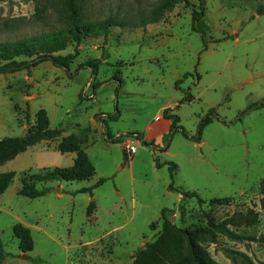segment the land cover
Instances as JSON below:
<instances>
[{
  "label": "rangeland",
  "instance_id": "374dc122",
  "mask_svg": "<svg viewBox=\"0 0 264 264\" xmlns=\"http://www.w3.org/2000/svg\"><path fill=\"white\" fill-rule=\"evenodd\" d=\"M165 2L81 0L82 26L109 21L124 27L113 25L106 41L84 35L68 71L43 63L0 75V141L24 137L40 110L49 129L62 132L53 140L32 130L37 143L0 166V174H15L0 196V248L7 255L1 264H133L138 251L157 240L163 209L174 210L169 219L180 229H204L210 222L236 235L264 238V108L239 121L249 105L264 99V0H204V17L195 27L205 33L206 50L201 34L191 31L198 0L176 2L152 22ZM65 14L63 0H0V46L26 44L30 59L73 54ZM93 59L100 60L95 77L90 68L78 70ZM165 109L179 117L189 137L196 136L209 110L219 119L203 130L200 143L176 132L162 153L172 125L162 118ZM92 118L105 122L114 143L100 124L99 130L92 127ZM62 134L87 140L83 148L95 175L80 183H37V190L48 192L34 200L18 195L23 176L73 165L72 155L55 149ZM132 136L140 144L124 162L121 142ZM154 157L175 163L174 187L197 193L204 204L177 201L168 191L167 167L156 169ZM100 179L105 182L92 198L76 194ZM60 184L63 198L52 193ZM223 198H231L229 205L209 204ZM92 200L96 208L88 218ZM15 225L30 227L31 253L18 250ZM201 246L218 264H245L236 254L264 264V247L257 243L229 241L216 232L215 244L205 240Z\"/></svg>",
  "mask_w": 264,
  "mask_h": 264
},
{
  "label": "trees",
  "instance_id": "16d2710c",
  "mask_svg": "<svg viewBox=\"0 0 264 264\" xmlns=\"http://www.w3.org/2000/svg\"><path fill=\"white\" fill-rule=\"evenodd\" d=\"M182 0H167L158 10L157 14L154 15V20L152 22H158L162 17L164 12L170 11L176 2ZM63 8L66 14L62 18L68 26V33L72 38L74 43V53L65 56L62 55H49L43 54L38 55L30 59L31 49L26 44H14L7 48L0 46V75L11 74L14 72L26 70L29 72L31 69L43 64L50 63L53 67L58 69L69 70L70 66L73 64L75 59L79 55L78 48L82 44L84 35H100L103 36L105 41L108 38L111 29L114 27L123 28L124 25L113 24L109 21H103L96 25L82 26L81 23L84 22V16L82 13L81 0H63ZM205 12L204 0H198V9L192 11L191 13V31L194 33H200L204 50H206L205 33L198 31L195 25L199 23ZM10 49V50H7ZM27 57L29 60L16 61V58ZM99 59H93L81 64L78 70L90 68L92 69V77H95L99 71ZM187 77V76H185ZM198 78V77H197ZM199 80V79H198ZM181 82L176 83V88ZM98 84L92 86L93 90L98 88ZM186 101V97H183L175 107V110H179L180 106ZM264 108V99L258 103L249 105L246 110H244L240 116L239 121L242 117L246 116L251 111L261 110ZM170 109H165L162 113V118L168 120L172 123L171 132L167 138L166 146L160 150L162 153L166 152L172 136L179 132L182 137L193 141L194 143H200L203 130L212 124L214 121H218L219 117L214 109L207 112L206 116L200 120L197 127V134L195 137H189L182 126L179 125V117L177 115H168ZM116 116H110V121H115ZM103 131L105 132L106 138L111 143H114L113 138L106 129L105 122L102 125ZM32 130L36 133L42 134L48 139H57L60 137L61 132L58 130L49 129V123L44 110H40L35 115V125L30 126L26 130V135L21 138H6L0 141V166L7 162L14 160L16 157L25 153L30 147L37 143L36 140L31 139ZM139 140L140 136L137 135ZM85 141L78 139L73 135L63 137L58 143L56 150L61 154H75L76 158L73 165L70 168L65 169H54L47 172L45 175H29L28 177L23 176L21 178V189L18 195L23 196L27 199H37L44 196L48 190L43 188L37 190L35 184L57 181L65 183L74 182H84L91 179L95 175V169L90 162L83 144ZM145 146H152V144H146ZM126 157L124 155V162H126ZM153 161L155 163L156 169H161L163 166L167 167L170 184L168 186V191L176 193L181 197L180 203L184 200L195 199L197 203L204 204V201L195 192L184 191L182 189H177L173 185V179L178 166L173 162L160 163L158 158L154 157ZM14 173H2L0 174V196L4 194L9 185L14 179ZM105 180L100 179L94 185L89 188L80 189L76 194H88L92 198V193L95 189L103 185ZM260 193L264 197V180L260 187ZM231 202V198L223 199H213L209 201L210 205L227 206ZM177 205V209H182L181 204ZM95 203L92 200L86 209V217H91L95 211ZM174 210L163 209L160 212L161 221V231L157 240L146 246V250L138 251L136 259L133 264H218L216 263L209 253L201 246V242L208 240L210 243L215 244V233L218 232L220 235L225 237L229 241H249L257 243L264 247V238H253L236 235L226 227L216 228L213 223L208 224V228L204 229H194V230H184L176 227L172 224L169 219L172 216ZM12 234L15 240L18 241V250L22 254L31 253L34 248L33 239L31 237L29 229L23 227L22 225H15L12 228ZM230 257L233 258V253L225 251ZM7 255L3 253L0 248V264ZM245 264H253L251 260L244 254H236Z\"/></svg>",
  "mask_w": 264,
  "mask_h": 264
},
{
  "label": "crops",
  "instance_id": "0c3cea01",
  "mask_svg": "<svg viewBox=\"0 0 264 264\" xmlns=\"http://www.w3.org/2000/svg\"><path fill=\"white\" fill-rule=\"evenodd\" d=\"M178 104V103H177ZM180 109V108H179ZM164 111V110H163ZM163 111L161 112V113H163ZM178 111V110H177ZM159 119V117H156V120H158ZM90 124L92 125V127L93 128H95V129H97V130H99V124H100V129H101V131H102V125H103V123L104 122H100V121H98V123L96 122V121H94L93 120V118L92 119H90ZM34 124V122L32 123V125ZM61 132V131H60ZM62 133V132H61ZM63 135V134H62ZM67 136H69V135H67ZM67 136H64L63 135V137H67ZM74 136V135H73ZM174 136V135H173ZM75 137H77V136H75ZM77 138H79V137H77ZM80 140H82L81 138H79ZM83 141H85V140H83ZM85 142H87V140L85 141ZM139 144H140V141H139ZM56 149V148H55ZM167 152V151H166ZM86 153V152H85ZM165 153V152H164ZM66 155H72L73 157H72V162H74V160H75V158H76V156H75V154H66ZM88 156V155H87ZM89 158V157H88ZM90 160V159H89ZM55 169H58V168H55ZM54 170V169H53ZM63 187H62V185L60 184V185H58V187H57V190L56 191H52V193H54L55 195H56V197L57 198H63L64 197V195L61 193V192H63ZM173 193V192H172ZM117 194H118V192H117ZM180 199H181V197L178 195V200L177 201H180ZM93 217V214L91 215V217H89V218H92ZM23 226V225H22ZM14 227V226H13ZM23 227H25V228H27V229H29L30 227L29 226H23ZM29 231H30V229H29ZM99 240V239H98ZM96 242V241H95ZM88 244H91V243H88ZM88 244H86V245H88Z\"/></svg>",
  "mask_w": 264,
  "mask_h": 264
},
{
  "label": "built area",
  "instance_id": "2783aa9c",
  "mask_svg": "<svg viewBox=\"0 0 264 264\" xmlns=\"http://www.w3.org/2000/svg\"><path fill=\"white\" fill-rule=\"evenodd\" d=\"M131 139V141L126 139L124 142H121L127 160H130L133 157L136 152V146L139 145V141L135 136H132Z\"/></svg>",
  "mask_w": 264,
  "mask_h": 264
},
{
  "label": "water",
  "instance_id": "95a60500",
  "mask_svg": "<svg viewBox=\"0 0 264 264\" xmlns=\"http://www.w3.org/2000/svg\"><path fill=\"white\" fill-rule=\"evenodd\" d=\"M143 250H145V248H143ZM23 258L28 260V257L27 256H23Z\"/></svg>",
  "mask_w": 264,
  "mask_h": 264
}]
</instances>
